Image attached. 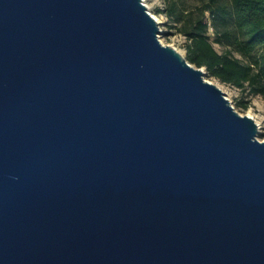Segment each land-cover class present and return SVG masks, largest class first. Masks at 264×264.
<instances>
[{
  "label": "water",
  "instance_id": "obj_1",
  "mask_svg": "<svg viewBox=\"0 0 264 264\" xmlns=\"http://www.w3.org/2000/svg\"><path fill=\"white\" fill-rule=\"evenodd\" d=\"M144 0H0V264H264V141Z\"/></svg>",
  "mask_w": 264,
  "mask_h": 264
},
{
  "label": "trees",
  "instance_id": "obj_2",
  "mask_svg": "<svg viewBox=\"0 0 264 264\" xmlns=\"http://www.w3.org/2000/svg\"><path fill=\"white\" fill-rule=\"evenodd\" d=\"M168 13L187 23L182 32L191 40V64L250 95H264V0H197L191 12L174 3ZM240 106L246 110L249 102Z\"/></svg>",
  "mask_w": 264,
  "mask_h": 264
},
{
  "label": "rangeland",
  "instance_id": "obj_3",
  "mask_svg": "<svg viewBox=\"0 0 264 264\" xmlns=\"http://www.w3.org/2000/svg\"><path fill=\"white\" fill-rule=\"evenodd\" d=\"M149 7L151 13L158 19L161 24V30L164 32L160 39L164 45L172 46L177 49L185 58L188 57V48L191 40L185 35L182 30L186 28V21L177 22L175 16L168 13L173 4H177L181 9L188 12L195 11L197 0H144ZM209 16V15H207ZM212 41L218 51L223 52L224 48L218 43H215L214 35ZM207 72V70H206ZM209 82H214L227 94V98L232 102L236 110L242 115H248L252 111L253 115L257 117L256 122H261L259 139L264 141V95H250L249 89H240L233 85L222 83L220 80L211 77L209 74L206 77ZM249 102L248 109H243L240 102Z\"/></svg>",
  "mask_w": 264,
  "mask_h": 264
},
{
  "label": "bare ground",
  "instance_id": "obj_4",
  "mask_svg": "<svg viewBox=\"0 0 264 264\" xmlns=\"http://www.w3.org/2000/svg\"><path fill=\"white\" fill-rule=\"evenodd\" d=\"M211 83H213L219 87V85L217 83H214V82H211ZM248 116L254 118L255 120L257 119V117L255 115H253L252 111H249ZM258 124H259V126H261V122H258Z\"/></svg>",
  "mask_w": 264,
  "mask_h": 264
}]
</instances>
